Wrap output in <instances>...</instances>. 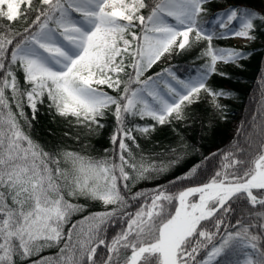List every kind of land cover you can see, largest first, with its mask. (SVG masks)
<instances>
[{"label":"snow or ice","instance_id":"6c2138e0","mask_svg":"<svg viewBox=\"0 0 264 264\" xmlns=\"http://www.w3.org/2000/svg\"><path fill=\"white\" fill-rule=\"evenodd\" d=\"M211 3L0 0V264H264V91L257 112L237 129L243 144L132 192L187 154L173 148L154 154L166 160L146 157L138 137L188 120L202 92L223 115L219 98L233 94L207 81L218 63L240 66L249 53L213 40L255 41L264 28V13L226 8L210 15ZM201 42L207 46L198 58L206 59L194 75L182 78L171 66L145 75ZM45 99L87 134H99L111 114V147L100 156L45 151L25 130ZM81 199L104 210L73 221L86 210ZM52 248L54 255L40 256Z\"/></svg>","mask_w":264,"mask_h":264},{"label":"trees","instance_id":"16d2710c","mask_svg":"<svg viewBox=\"0 0 264 264\" xmlns=\"http://www.w3.org/2000/svg\"><path fill=\"white\" fill-rule=\"evenodd\" d=\"M223 6L231 8H250L260 13H264V3L261 0H212L207 5L209 14L219 13ZM23 22L14 25V28L21 30ZM237 26V25H236ZM211 27V25H209ZM257 39L260 41L253 46L238 47L239 51L249 53L247 57L239 61V65L218 64V73L210 76L207 84L214 90H225L232 93L230 98H223L225 109L223 115L216 110L208 100V97L201 93L199 101L193 104L188 112L190 118L186 121L176 122L163 126L157 125L156 131L148 138H137L143 154L153 159H163L166 157H156L154 154L169 152L175 148L177 152H185V157L180 163L173 167L165 176L159 180L151 182H141L132 188V192L141 189H150L157 184H165L168 180H172L177 176L186 173L192 166L199 164L204 157L210 156L231 146L233 142H244V136H237V129L241 122L250 120L251 115L257 112L264 91V28H260L255 32ZM226 39H214L213 46L217 48H227ZM204 43V42H203ZM198 44L190 51L185 52L181 58L174 59L167 66H153L146 75L154 74L163 68L172 67L179 76L187 78L194 75L200 69L205 59L198 58L201 51L206 48V44ZM206 43V42H205ZM219 72L226 73L222 76ZM21 85H23L22 73H17ZM110 94L111 90H108ZM6 95L10 97V92L6 90ZM14 108V106H13ZM15 110V109H14ZM29 119L31 120V110L25 107ZM236 120V126L231 129L229 125L231 119ZM23 123V122H22ZM105 128L100 130L99 134H87V130L82 126L69 123L64 118L57 116L54 110H49L47 101L42 105H38L36 119L31 120V129L25 128L30 132L34 140L40 143L45 151L64 149L68 151L80 152L84 155L100 156L103 155L105 148H110L109 137L114 131L115 120L111 114H108ZM136 123L144 124L145 121L137 119ZM148 123H152L148 121ZM249 130L250 126H249ZM187 145V149L182 146ZM218 160V157H217ZM211 168V165H209ZM85 204V211L76 214L73 221L80 219L82 216L88 215L89 212L103 211L104 206L99 202L79 201ZM235 221L233 220V223ZM70 226V225H69ZM119 229H109V236L114 235ZM58 251L57 248L45 249L40 256L54 255ZM101 257H104L105 250H99ZM33 257L32 259H38ZM26 264H31L30 261Z\"/></svg>","mask_w":264,"mask_h":264},{"label":"rangeland","instance_id":"374dc122","mask_svg":"<svg viewBox=\"0 0 264 264\" xmlns=\"http://www.w3.org/2000/svg\"><path fill=\"white\" fill-rule=\"evenodd\" d=\"M262 1V3H264V0H261ZM224 7V9H226V8H231L230 6H223ZM223 8H222V10L220 11V12H222L223 10H224ZM237 26L234 24L233 25V28H236ZM227 42H228V47L227 48H233V49H236V50H238L237 48L238 47H243V46H253V45H255V44H257L260 40L259 39H256L255 41H247V40H245V39H243V38H234V37H229V38H227ZM203 42H201L200 44H202ZM203 44H206L207 45V42L205 43H203ZM195 47V46H194ZM193 47V48H194ZM188 52V51H187ZM182 57V55H172L171 57H167V58H165V59H163L162 60V62H158V64L157 65H155V66H157L158 68L159 67H161V66H167L168 64H170L174 59H177V58H181ZM219 64V63H218ZM220 64H222V63H220ZM228 65H236V64H232V63H229ZM218 66V65H217ZM146 75V74H145ZM148 75H153V74H148ZM147 76V75H146ZM105 90H110V89H105ZM203 93V92H202ZM203 94H205L207 97H208V100L210 101L211 100V98L206 94V93H203ZM219 102H220V104H222L223 106L225 105V103L223 102V98L221 97V98H219ZM229 125L231 126V129H234L235 128V126H236V120L234 119V118H232L231 119V121H230V123H229Z\"/></svg>","mask_w":264,"mask_h":264}]
</instances>
